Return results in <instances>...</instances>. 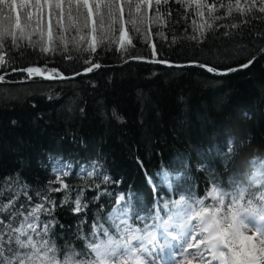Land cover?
<instances>
[{
    "label": "trees",
    "instance_id": "obj_1",
    "mask_svg": "<svg viewBox=\"0 0 264 264\" xmlns=\"http://www.w3.org/2000/svg\"><path fill=\"white\" fill-rule=\"evenodd\" d=\"M201 3H215L217 10L210 14L202 7L201 17L195 2L190 7L174 0H169L167 8L161 5L160 11L170 9L171 16L140 26L147 42L126 25L134 46L126 44L127 52L113 44L105 50L97 47L94 55L70 49L72 60L62 59L59 53L45 58L27 47L26 41L10 52L15 63L0 74L12 68L47 67L71 75L89 66L84 60L101 64L68 80L27 79L26 73L16 71L6 76L7 83H0V182L13 180L12 187L20 192L18 205L28 207L24 185L33 205L39 203L35 193H46L49 182L55 180L54 168L69 171L65 183L76 186L72 199L78 187L87 185L83 225L68 205L59 206L63 192L48 193L58 205L53 215L59 224L50 233L58 248L70 245L83 250L85 241L77 237L78 226L80 234L87 236L95 215L106 216L120 194L126 199L130 195L133 209L143 216L189 192L203 198L214 181L230 191L233 179L257 170L252 161L264 162V52L250 67L227 75L131 59L196 61L225 69L246 62L264 48V37L258 35L264 33V21L259 19L264 14L253 10L251 15H241L234 8L228 16L219 5L229 0ZM155 9L153 4L148 10L150 17ZM210 15L223 18L213 21ZM206 23L212 28H204L203 39L188 38L199 36L200 26ZM234 24L240 26L233 28ZM76 35L68 34L69 39ZM93 164L112 182L87 177L84 173ZM97 195L99 200H93ZM168 211L163 209L161 216L167 218Z\"/></svg>",
    "mask_w": 264,
    "mask_h": 264
},
{
    "label": "snow or ice",
    "instance_id": "obj_2",
    "mask_svg": "<svg viewBox=\"0 0 264 264\" xmlns=\"http://www.w3.org/2000/svg\"><path fill=\"white\" fill-rule=\"evenodd\" d=\"M174 2L181 7H190L195 2L196 14L201 17L204 15L199 11L202 7L210 14L217 10L215 3L202 4L201 0ZM168 3L169 0H0V70L15 63L10 52L18 51L22 47L21 41H26L27 47L45 58L59 53L62 59L72 60L75 57L70 49L94 55L97 47L105 50L113 44H118L120 51L127 52L126 44L133 45L126 25H130L138 36L143 35L147 42L148 37L141 33L140 26L150 20L159 23L165 16L170 17V9L164 13L160 11L161 5L167 8ZM153 4L156 5L155 16L150 17L148 10ZM241 4L242 0H234V3L229 0L227 5L220 3L219 7L226 8L228 16L232 15L234 8L241 15H251L253 10L264 14V0H245L244 6ZM222 18L210 15L213 21ZM259 19L264 21V16ZM239 26L232 25L233 28ZM205 27L211 29L212 24L201 25L199 36L188 38L203 39ZM70 32L77 35L69 39ZM158 35L164 38L163 33ZM224 35L231 34L225 32ZM258 35L264 37V33ZM173 43H176L175 39ZM152 48L154 52L155 45ZM255 59L253 57L237 68L223 70L196 61L190 63L215 75H227L250 67ZM151 62L168 63L166 60ZM83 63L89 65L85 72L101 68L100 63L91 59ZM12 71L26 73L27 79L72 78L64 76L58 69L47 67L12 68ZM7 74L6 71L0 74V83L8 82ZM113 116L121 119L115 111ZM228 150L231 152L230 147ZM251 163L258 165L257 170L233 179L230 191L214 181L203 198L189 192L143 216L133 209L130 195L126 199L120 194L116 206L106 216L95 215L87 236L80 234L78 226L77 237L85 241L81 251L70 245L58 248L52 239L50 233L59 224L53 215L58 205L48 193L63 192L59 206L68 205L69 211L77 215L83 225L87 222L84 217L87 216L88 203H82L87 185L78 187L72 199L71 192L76 186L65 183L69 171L54 168L55 180L49 182L46 193H35L39 203L33 205L27 185L23 186V195L28 202L25 208L24 204L18 205L20 192L12 187L14 182L9 178L0 182V264H179L182 260L184 264H192L188 260L190 255L197 257L199 264H264V162ZM97 167L93 164L84 174L87 177L95 175L104 184L112 182L110 177L98 173ZM16 182H19V176ZM52 184L58 187H52ZM93 186L99 188V185ZM99 198L97 195L92 199ZM163 209H169L165 213L167 218L160 214ZM41 216H44L43 220ZM59 227L64 228L63 225ZM190 249H195V253L189 252Z\"/></svg>",
    "mask_w": 264,
    "mask_h": 264
},
{
    "label": "water",
    "instance_id": "obj_3",
    "mask_svg": "<svg viewBox=\"0 0 264 264\" xmlns=\"http://www.w3.org/2000/svg\"><path fill=\"white\" fill-rule=\"evenodd\" d=\"M264 49V48H263ZM262 53V51L260 50L258 53H256V54H254L251 58H249V59H252L253 57H255V58H257L260 54ZM131 59H139V60H142V61H147V62H151V61H153V59H149V58H145V57H135V58H131ZM248 59V60H249ZM247 60V61H248ZM246 61V62H247ZM168 63H160V64H164V65H172V66H178V65H181V66H191V63L190 62H187V63H172V62H169V61H167ZM246 62H244V63H246ZM200 64H204V63H200ZM243 64V63H242ZM205 65H208V64H205ZM241 65V64H240ZM209 66H211V65H209ZM237 67H239V65L238 66H235V67H233V68H237ZM221 70H223V69H221ZM16 72V71H15ZM10 73H13V71H10V72H8V74H10ZM78 73H82V74H86V73H88V72H85L84 70H82V71H80V72H78ZM5 74V73H4ZM7 74V75H8ZM6 75V76H7ZM64 76H66V77H72V78H74V77H77V76H79V75H76V73L75 74H71V75H64ZM57 80H60V79H57Z\"/></svg>",
    "mask_w": 264,
    "mask_h": 264
},
{
    "label": "rangeland",
    "instance_id": "obj_4",
    "mask_svg": "<svg viewBox=\"0 0 264 264\" xmlns=\"http://www.w3.org/2000/svg\"><path fill=\"white\" fill-rule=\"evenodd\" d=\"M189 252H192V253H195V249H190L188 250ZM188 260H191L192 261V264H199V261H198V258L195 257L194 255H190L188 257ZM179 264H184V261H180Z\"/></svg>",
    "mask_w": 264,
    "mask_h": 264
},
{
    "label": "bare ground",
    "instance_id": "obj_5",
    "mask_svg": "<svg viewBox=\"0 0 264 264\" xmlns=\"http://www.w3.org/2000/svg\"><path fill=\"white\" fill-rule=\"evenodd\" d=\"M252 56H253V55H252ZM252 56H251V57H252ZM251 57H250V58H251Z\"/></svg>",
    "mask_w": 264,
    "mask_h": 264
}]
</instances>
